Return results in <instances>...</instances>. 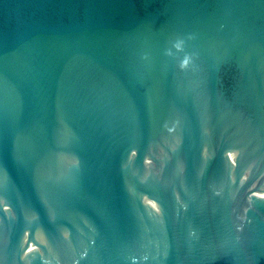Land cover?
<instances>
[{"label": "water", "instance_id": "1", "mask_svg": "<svg viewBox=\"0 0 264 264\" xmlns=\"http://www.w3.org/2000/svg\"><path fill=\"white\" fill-rule=\"evenodd\" d=\"M0 264H264V0H0Z\"/></svg>", "mask_w": 264, "mask_h": 264}]
</instances>
